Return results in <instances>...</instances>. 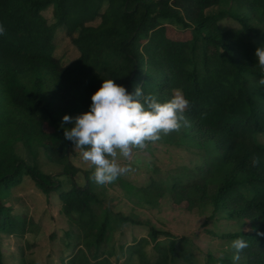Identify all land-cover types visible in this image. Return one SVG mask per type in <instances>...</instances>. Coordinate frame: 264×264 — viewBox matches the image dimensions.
<instances>
[{
  "label": "trees",
  "instance_id": "16d2710c",
  "mask_svg": "<svg viewBox=\"0 0 264 264\" xmlns=\"http://www.w3.org/2000/svg\"><path fill=\"white\" fill-rule=\"evenodd\" d=\"M174 1L0 0V24L6 29L0 36V187L20 185L28 177L42 193L59 196L68 225L65 264H116L115 232L142 225L99 209L103 194L90 187L89 171L64 166L72 179V187L64 190L59 176L46 178L39 166L40 149L69 160L74 144L64 137L63 117L88 112V96L104 79H114L130 93L140 85L160 102L170 100L174 89L182 90L191 104L185 113L191 126L158 142L186 152L189 163L162 175L155 168L151 194H139L151 203L165 192L176 209L212 205L213 214L224 211L231 220L248 222L252 232L224 238H243L249 245L241 253L245 264H264V236L259 235L264 233V144L259 140L264 135V85L259 84L264 71L255 56L264 47V0H193L197 18L181 13ZM224 3L234 4L236 11L207 14ZM50 8L54 24L44 17ZM228 17L238 27L223 30L220 23ZM168 26L190 29L193 36L174 39ZM61 29L79 54L68 64L55 56ZM47 122L53 131L44 140L39 129ZM253 157H259L258 166ZM81 172L85 187L75 181ZM37 231L33 218L0 204V233L25 238ZM194 248L188 237L151 226L148 236L134 240L126 251L119 247L125 264H233L212 254L201 263Z\"/></svg>",
  "mask_w": 264,
  "mask_h": 264
},
{
  "label": "rangeland",
  "instance_id": "374dc122",
  "mask_svg": "<svg viewBox=\"0 0 264 264\" xmlns=\"http://www.w3.org/2000/svg\"><path fill=\"white\" fill-rule=\"evenodd\" d=\"M173 6L192 18L199 16V10L195 7L193 0H175ZM228 10L234 13L235 5L224 3L219 7L209 9L207 14L217 15L220 11ZM240 14L239 12L238 15ZM44 17L49 24L56 22L53 8L46 10ZM220 26L226 30L238 27V23L228 17L221 21ZM168 27L171 31L169 35L174 39H191L193 36L190 29L180 30L176 27ZM55 45V56L62 64L72 62L79 55L62 29L56 32ZM91 97L92 95L88 96V99L91 100ZM75 116L73 115V117ZM63 125L68 129L73 127L72 124ZM52 131V125L48 122L42 123L39 129L44 140L49 137ZM259 140L264 144V135H261ZM49 146L51 145L49 144ZM20 154L28 163H33L31 155L21 147ZM58 156L53 151L39 150V166L46 178L50 175L59 176L64 190H69L72 187V179L65 174L64 166L72 164L83 172L89 171L90 187L96 193L103 194L102 204L99 205V209L103 213L113 210L142 223L141 226L128 224L115 232L112 246L115 247L119 260L114 257L112 261L116 264H125V257L121 254L119 247L123 245L124 251H126V248L134 240L147 237L150 226L171 232L178 237H188L194 242V252L201 263L205 262L208 254H212L218 259L221 257L222 259H231L234 253V249L231 247L233 240L225 239L224 236L253 231V227L248 222L231 220L229 214L224 211L213 214L214 207L212 205L195 209L183 204L176 209L172 205L170 196L165 192L157 193L153 202H148L144 195L151 194L149 184L155 168L159 169V175H162L170 169L189 163V155L173 146L159 142L149 143L144 150L134 149L130 159L120 157V163L126 166L129 171L120 176L113 185L109 183L100 185L90 179L94 166L83 161L79 149L72 147L68 161H60ZM24 180L22 185L9 188L1 186L0 198L2 201L0 199V204H6L17 216L27 215L33 218L38 225V231L35 236L27 235L25 238L0 233V250L3 253L4 264H23V262L25 264H65L68 256L65 231L68 229V225L60 211V198L57 194L47 196L42 193L28 177H25ZM75 181L80 187L87 185L85 174L82 172L76 176ZM140 191L144 194L142 197L139 194ZM147 251L151 252V247H148ZM239 264H245L243 258Z\"/></svg>",
  "mask_w": 264,
  "mask_h": 264
},
{
  "label": "clouds",
  "instance_id": "9594fccd",
  "mask_svg": "<svg viewBox=\"0 0 264 264\" xmlns=\"http://www.w3.org/2000/svg\"><path fill=\"white\" fill-rule=\"evenodd\" d=\"M4 35L6 29L0 24V36ZM255 56L264 71V47L257 48ZM259 84L264 85V77ZM91 100L88 112L75 117L65 115L62 126L73 125L64 129V137L81 151L83 161L94 166L90 179L100 185L112 183L129 171L120 163V157L130 159L134 149L144 150L149 143L191 126L185 115L191 104L180 89L173 90L170 100L160 102L155 95H145L140 85L130 93L114 79H104ZM259 163V157L252 158L254 167ZM248 246L243 238L232 241L233 264H239Z\"/></svg>",
  "mask_w": 264,
  "mask_h": 264
},
{
  "label": "crops",
  "instance_id": "0c3cea01",
  "mask_svg": "<svg viewBox=\"0 0 264 264\" xmlns=\"http://www.w3.org/2000/svg\"><path fill=\"white\" fill-rule=\"evenodd\" d=\"M24 179H25V178H24ZM24 179H23V181H22L21 185H22V184H23V182L25 181Z\"/></svg>",
  "mask_w": 264,
  "mask_h": 264
}]
</instances>
